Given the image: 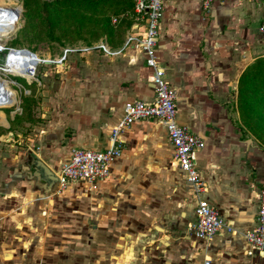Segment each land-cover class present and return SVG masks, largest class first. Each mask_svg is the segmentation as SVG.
I'll return each instance as SVG.
<instances>
[{
    "label": "rangeland",
    "instance_id": "rangeland-1",
    "mask_svg": "<svg viewBox=\"0 0 264 264\" xmlns=\"http://www.w3.org/2000/svg\"><path fill=\"white\" fill-rule=\"evenodd\" d=\"M73 3L49 5L47 14L51 18L42 20L40 11L31 7L25 14L22 0H0V22L14 28L0 46L4 51L27 50L36 57L32 77L25 76L27 73H23L24 78L0 73V236L7 227L3 239L7 240L6 232L11 234L14 255L10 261L3 259L1 254L7 247H0V264H191L188 256L197 247L187 230L192 223L191 191L168 159H164L167 168L161 173L154 162L156 157L149 158L147 162L152 165L143 167L148 177L144 171L136 175L129 172L93 186L68 184L57 193L53 187L46 192L39 181L29 179L32 187L29 181L22 184L32 192L27 197L9 198L3 191L8 176L12 184L18 176L24 181L28 178L30 171L22 169L31 163L27 149L37 151L48 140L56 143L59 151L66 150L61 144L63 128L54 126V118L64 116L67 93L88 94L102 79L95 76L96 71L89 73L94 71L89 64L106 62L110 67L107 78L120 81L121 90L132 84L125 71L132 47H126L122 55L108 56L112 60L101 58L94 50H81L87 42L91 46L104 42L110 51L119 50L132 35L133 16L114 15L119 8L113 1L97 2L89 8ZM29 14L34 17L31 21ZM107 21L110 36L101 34ZM256 40L263 55L264 37ZM3 57L0 53V67ZM37 59L43 63L37 65ZM2 72L15 74L9 68ZM235 104L232 106L236 110ZM74 108L69 111L82 114L83 110ZM235 123L239 127L238 116ZM158 130L153 131L158 135ZM242 139L262 149L250 134L244 133Z\"/></svg>",
    "mask_w": 264,
    "mask_h": 264
},
{
    "label": "crops",
    "instance_id": "crops-1",
    "mask_svg": "<svg viewBox=\"0 0 264 264\" xmlns=\"http://www.w3.org/2000/svg\"><path fill=\"white\" fill-rule=\"evenodd\" d=\"M261 13V7L249 1L228 0L213 3L207 10H202L198 0H163L156 60L169 87L176 91L177 123L203 142V148L195 155L196 168L206 188L202 198L236 231L235 234L216 235L205 242L192 238L197 247L192 248L188 256L191 264H264V254L250 249L242 238V233L252 227L257 188L264 184V151L254 142L248 145L242 139L244 132L235 123L237 112L232 106L238 76L247 65L264 55L259 54L261 49L256 40L264 37L258 33ZM133 26L132 19V35L141 33V24L138 29ZM94 51L99 52L101 58L109 59L100 50ZM123 51L117 55H122ZM132 51L135 56L132 52V58L126 63L132 68L125 67L132 84L121 90L120 81H115V77L107 78L110 67L106 62L89 64L94 69L89 73L96 71L95 76L102 79L88 94L67 93L65 101L68 105L64 116L54 118V126L63 128V140H60L66 150L62 148L64 151H59L56 143L44 139L45 143L40 144L37 151L27 149L28 155L40 160L54 175L67 160L71 149H105L110 130L121 117L122 105L136 100L150 102L153 98L151 71L144 66L142 55L136 49L132 48ZM74 107L83 110L82 114L71 113L69 109ZM152 122L156 123L152 120L135 121L119 133L122 150L120 156L111 162L108 177L104 180L143 171L148 177L150 175H146L149 173L143 167L152 165L147 161L156 157L154 162L161 173L163 168H167L165 161L168 159L186 183L173 163L164 129ZM157 128L158 135L153 131ZM152 147L155 148L153 157ZM8 177L3 181L8 183L3 191L9 198L16 195L27 197L32 192L22 184L29 181L28 185L32 187L30 180L39 181L32 176L24 181L18 176L16 183L12 184L14 181ZM190 196L193 222L195 199L191 193ZM5 228L0 236V247L7 249L1 257L10 261L14 257L10 248L11 234L6 232L5 241ZM23 256L26 260V255Z\"/></svg>",
    "mask_w": 264,
    "mask_h": 264
},
{
    "label": "built area",
    "instance_id": "built-area-1",
    "mask_svg": "<svg viewBox=\"0 0 264 264\" xmlns=\"http://www.w3.org/2000/svg\"><path fill=\"white\" fill-rule=\"evenodd\" d=\"M198 1L202 10H207L213 3H224L228 0ZM233 1H249L261 7L262 13L258 24V33L264 36V0ZM162 11L163 0H133V27L138 29L141 24V33L127 36L122 48L117 51H110L104 42L81 50L82 52L100 50L106 56H115L126 47L136 49L143 57L144 66L151 71L153 98L150 102L136 100L125 102L122 105L121 117L111 128L105 149H71L67 160L54 173L53 188L57 193L71 183L81 182L93 186L106 179L111 162L120 156L122 150V143L118 139L119 133L128 129L135 121H155L164 129L171 147L173 163L182 173L195 199L194 221L187 225V230L193 239L205 242L216 235L235 234L236 231L220 217L215 208L202 198L206 188L196 168L195 155L203 148V142L176 121L177 94L174 89L169 87L165 73L158 66L155 56ZM9 51L10 49L0 51V53L6 56ZM26 72L31 77L34 75V69L27 68ZM256 194L254 222L249 230L242 233V238L250 249L264 254V184L258 186Z\"/></svg>",
    "mask_w": 264,
    "mask_h": 264
},
{
    "label": "trees",
    "instance_id": "trees-1",
    "mask_svg": "<svg viewBox=\"0 0 264 264\" xmlns=\"http://www.w3.org/2000/svg\"><path fill=\"white\" fill-rule=\"evenodd\" d=\"M108 1L115 2L119 8L117 10L115 9L113 12L114 15L129 14L130 17L133 16V0H57L54 2H43L41 0H22V3L25 14L30 13L31 9L38 12L40 11V15L43 17L42 20H45L46 18H51L50 15L47 14L50 9L49 5L51 6V4L53 7L57 4L68 6L69 3L74 5L75 3L73 2H76V7L89 8L95 5L97 2L106 3ZM53 7H51V10ZM33 19L34 17L29 14L28 20L31 21ZM12 22L16 25L14 21ZM101 34L110 36L108 21L102 26ZM86 46L90 47L91 45L87 42ZM235 90V106L237 116L240 120L239 128L244 133L250 134L252 137H254L255 140L260 144L262 150H264V57L255 59L243 69L237 78ZM28 158H30V161H32L34 157L29 154ZM14 171L17 172L19 170L15 169ZM27 177L30 179V174H28Z\"/></svg>",
    "mask_w": 264,
    "mask_h": 264
},
{
    "label": "bare ground",
    "instance_id": "bare-ground-1",
    "mask_svg": "<svg viewBox=\"0 0 264 264\" xmlns=\"http://www.w3.org/2000/svg\"><path fill=\"white\" fill-rule=\"evenodd\" d=\"M14 28L10 27L7 24H3L0 22V43L2 42L3 39H5L7 36H9V34L13 33ZM0 51H4L2 50V47L0 46ZM36 60V57L34 54L30 53L27 50H14V49H10V51L8 52V55H4L3 57V64L0 67V73L1 74H6L8 76H12V77H20V78H24L22 75L23 73H27L26 70L27 68H31L35 70V63L33 64V62ZM37 65H40L41 61H38L37 59ZM55 64H60L59 62H56ZM5 68H9L13 70V73L15 74H11V73H5L2 72L4 71ZM25 76L29 77L30 75L27 73ZM31 77V76H30Z\"/></svg>",
    "mask_w": 264,
    "mask_h": 264
},
{
    "label": "water",
    "instance_id": "water-1",
    "mask_svg": "<svg viewBox=\"0 0 264 264\" xmlns=\"http://www.w3.org/2000/svg\"><path fill=\"white\" fill-rule=\"evenodd\" d=\"M20 10V7H19ZM48 63V62H45ZM246 143H250L249 140H246ZM34 157V156H33ZM30 171L32 177L36 178L45 186V191L48 192L53 187L52 185L55 182V177L53 173L36 157L30 163L29 167H25ZM52 186V187H51Z\"/></svg>",
    "mask_w": 264,
    "mask_h": 264
}]
</instances>
